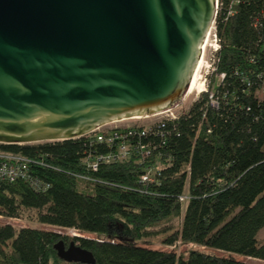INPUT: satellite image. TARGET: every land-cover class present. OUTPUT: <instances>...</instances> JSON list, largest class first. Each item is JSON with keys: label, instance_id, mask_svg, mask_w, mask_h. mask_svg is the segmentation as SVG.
Here are the masks:
<instances>
[{"label": "trees", "instance_id": "1", "mask_svg": "<svg viewBox=\"0 0 264 264\" xmlns=\"http://www.w3.org/2000/svg\"><path fill=\"white\" fill-rule=\"evenodd\" d=\"M237 9L236 16L217 19L214 74L223 75L220 84L162 129L158 185L139 180L141 168L156 165L151 158L144 165L129 160L85 170L80 160L90 151L88 138L0 144V153L35 162L28 172L47 187L0 180L1 217L36 210L39 224L96 236L70 238L3 225L0 264H83L62 260L55 249L60 242L90 252L92 264H251L231 255L264 261V241L257 240L264 228V0H244ZM253 19H260L261 28H253ZM180 196L187 199L181 202ZM175 219L179 228L164 229V245L193 244L229 255H177L137 243L148 229Z\"/></svg>", "mask_w": 264, "mask_h": 264}, {"label": "water", "instance_id": "2", "mask_svg": "<svg viewBox=\"0 0 264 264\" xmlns=\"http://www.w3.org/2000/svg\"><path fill=\"white\" fill-rule=\"evenodd\" d=\"M216 0H0V144L72 140L186 97ZM68 263L92 264L71 242Z\"/></svg>", "mask_w": 264, "mask_h": 264}, {"label": "built area", "instance_id": "3", "mask_svg": "<svg viewBox=\"0 0 264 264\" xmlns=\"http://www.w3.org/2000/svg\"><path fill=\"white\" fill-rule=\"evenodd\" d=\"M242 3H244V0H226V2H224V0H216L215 18L206 36L201 56L204 57L207 48H210L211 55L215 62L216 54L220 48V40L217 33V19L221 18L228 20L236 16L238 14L237 8ZM252 26L256 30L261 28L260 19H253ZM222 78L223 75H220V80H222ZM196 93V98H192L191 103L198 100L201 93H208V90L203 86L202 91ZM187 96L190 95H186L183 101ZM208 99L211 106L215 108L218 107L216 100H214L213 93H209ZM189 107L190 106L177 105L152 116L115 122L100 127L86 136L80 137L88 138V146L90 147L87 156L80 160L81 166L87 171L94 172L97 171L100 166L119 164L129 160L135 161L136 164L144 165L147 160L151 158L156 165L152 167L145 165L141 168L139 180L143 184L158 185L159 176L163 169V165L158 163L160 161V153L158 151L165 145L164 141L162 144L157 145L159 140L164 138L162 129L169 123L177 121L182 117ZM157 116L162 117L151 121L147 120L156 118ZM131 120L136 121L131 124L119 125L122 122ZM100 147L102 148L99 151ZM151 150H154V153H152ZM30 163L34 164L35 162L28 161L15 154L0 153V180L7 182L22 180L30 183L32 187L34 186L33 188L42 189V191H44L47 187L40 185L28 172ZM187 171H189V169ZM80 178L85 181H91L89 177L80 176ZM186 199V196L179 197L181 202Z\"/></svg>", "mask_w": 264, "mask_h": 264}, {"label": "rangeland", "instance_id": "4", "mask_svg": "<svg viewBox=\"0 0 264 264\" xmlns=\"http://www.w3.org/2000/svg\"><path fill=\"white\" fill-rule=\"evenodd\" d=\"M210 51H211L210 48H207L205 55L203 57V63L201 65V69L199 70V74H198L199 78L197 79V86L200 85L202 88L204 86L207 90L211 89L212 87H216L221 82L220 77L214 74V59ZM196 92L197 91L195 89V92H193L194 94L192 93L190 96H187V98L183 101V103L180 102L179 105L190 106L192 104L191 103L192 98L194 97L196 98V95H197ZM161 117L162 116H157L156 118H151L147 120L151 121L153 119H158ZM135 121L136 120L126 121V122L120 123L119 125L131 124ZM30 145H37V144H30ZM37 214L38 212L36 210H23L21 213V216L16 219L5 218V217L0 216V226L11 225L16 230L21 229V228H35V229H40V230H45V231L56 232V233L61 234L62 236H68L70 238H74V237L88 238V239L96 238V236L93 234H82L73 229H62V228H58L54 226L39 224L36 221ZM180 222L181 221L179 219H175L167 223L158 224L148 229L149 235L142 238L137 243L139 245H144L148 248L155 249V250L174 251L177 253V255L179 254L186 255L189 250H199L201 252L213 254L219 257H226L229 255L226 252L217 251V250L204 248V247H199L193 244L176 243V245L174 246L164 245L163 240L167 235V233H164L166 232V230L164 229H168V230L170 229L169 230L170 232L175 231L176 229L179 228ZM257 240L260 242L264 241V228H262L257 234ZM231 256L239 261L246 262V263L264 264V261H260V260H256L252 258L241 257L237 255H231Z\"/></svg>", "mask_w": 264, "mask_h": 264}, {"label": "bare ground", "instance_id": "5", "mask_svg": "<svg viewBox=\"0 0 264 264\" xmlns=\"http://www.w3.org/2000/svg\"><path fill=\"white\" fill-rule=\"evenodd\" d=\"M202 63H203V56H201V58L197 64V67H196L195 72L193 74V78L191 80L187 95H191L193 92H195V89L197 92L202 91V89H201L202 87L200 85L197 86V79L199 78L198 74H199V70L201 69Z\"/></svg>", "mask_w": 264, "mask_h": 264}]
</instances>
